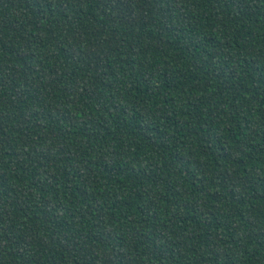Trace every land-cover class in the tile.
<instances>
[{
  "label": "trees",
  "instance_id": "trees-1",
  "mask_svg": "<svg viewBox=\"0 0 264 264\" xmlns=\"http://www.w3.org/2000/svg\"><path fill=\"white\" fill-rule=\"evenodd\" d=\"M0 264H264V0H0Z\"/></svg>",
  "mask_w": 264,
  "mask_h": 264
}]
</instances>
